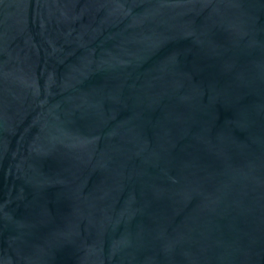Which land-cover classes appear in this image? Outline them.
Here are the masks:
<instances>
[{
    "label": "water",
    "instance_id": "95a60500",
    "mask_svg": "<svg viewBox=\"0 0 264 264\" xmlns=\"http://www.w3.org/2000/svg\"><path fill=\"white\" fill-rule=\"evenodd\" d=\"M0 264H264V0H0Z\"/></svg>",
    "mask_w": 264,
    "mask_h": 264
}]
</instances>
